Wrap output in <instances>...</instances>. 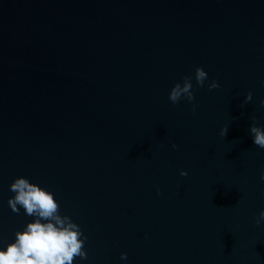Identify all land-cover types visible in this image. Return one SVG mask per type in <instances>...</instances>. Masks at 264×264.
<instances>
[{
    "label": "water",
    "instance_id": "water-1",
    "mask_svg": "<svg viewBox=\"0 0 264 264\" xmlns=\"http://www.w3.org/2000/svg\"><path fill=\"white\" fill-rule=\"evenodd\" d=\"M262 79L264 0H0V241L30 222L7 205L23 177L79 225L81 264H264Z\"/></svg>",
    "mask_w": 264,
    "mask_h": 264
},
{
    "label": "clouds",
    "instance_id": "clouds-1",
    "mask_svg": "<svg viewBox=\"0 0 264 264\" xmlns=\"http://www.w3.org/2000/svg\"><path fill=\"white\" fill-rule=\"evenodd\" d=\"M207 78V73L201 67H196L192 76L182 77L181 83L173 85L169 90L168 100L173 105L181 100L191 104L194 100L191 81L194 79L198 87H203ZM260 85L264 87V79L260 81ZM218 87L214 79L207 84L209 90ZM251 99V93H248L241 107ZM259 104L264 108V99L260 100ZM191 111H196L195 104H192ZM250 120L252 124L248 132L252 143L264 149V126H256L255 116H250ZM226 132L227 128H221L219 135L224 137ZM171 147L175 149L177 146L172 144ZM179 175L184 177L187 173L181 170ZM260 180L264 182V170L260 172ZM9 191L13 193L7 200L9 209L16 214L22 210L23 214L30 218V222L25 223L21 230H15L10 242L0 241V264H81L87 260L84 250L87 238L78 224L69 216L59 213V203L50 190L19 177L9 185ZM156 191L159 195L158 187ZM261 196L264 198V193ZM254 219L257 226L264 222V210ZM126 259L127 254L121 253L120 260Z\"/></svg>",
    "mask_w": 264,
    "mask_h": 264
}]
</instances>
